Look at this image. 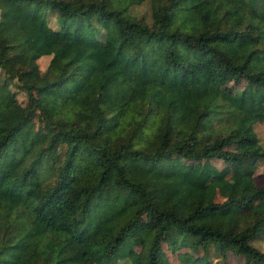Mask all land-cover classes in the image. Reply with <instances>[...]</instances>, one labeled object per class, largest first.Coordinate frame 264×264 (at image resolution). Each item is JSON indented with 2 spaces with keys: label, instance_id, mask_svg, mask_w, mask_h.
Segmentation results:
<instances>
[{
  "label": "trees",
  "instance_id": "trees-1",
  "mask_svg": "<svg viewBox=\"0 0 264 264\" xmlns=\"http://www.w3.org/2000/svg\"><path fill=\"white\" fill-rule=\"evenodd\" d=\"M258 120L264 0H0V264H162L166 240L264 264ZM173 155L238 178L217 199Z\"/></svg>",
  "mask_w": 264,
  "mask_h": 264
},
{
  "label": "rangeland",
  "instance_id": "rangeland-1",
  "mask_svg": "<svg viewBox=\"0 0 264 264\" xmlns=\"http://www.w3.org/2000/svg\"><path fill=\"white\" fill-rule=\"evenodd\" d=\"M73 2L78 1H89V0H72ZM144 6V5H143ZM147 7V6H146ZM140 10L143 7L139 8ZM145 9V6H144ZM51 24H55V18L52 16L49 19ZM114 46L107 42L105 43L98 53L97 61L98 65L101 66L102 63L113 53ZM76 58L73 59L75 62ZM40 65L43 67L45 61L40 60ZM74 62H69L66 64V70H70ZM44 63V64H43ZM43 64V65H42ZM72 80L69 79L63 86L59 88V92L62 98V105L59 108L58 112L62 114L66 119L69 117L70 106L66 101L65 95L66 90L71 88ZM244 80L242 79L239 81L238 86H242ZM233 83H226L220 86L219 90L224 91L226 90L223 87H228V90H232L234 87ZM17 96L20 100L25 98V94L22 91L17 92ZM253 128L255 133L258 135L259 140L261 143L264 144V120L255 121L253 124ZM171 161L176 169L180 171H189L191 172L198 181L200 182H208L211 181L216 186V197L217 199L224 198L228 191L229 187L233 181L238 178L237 174L231 173L230 166L227 162L217 159V158H209V159H202L200 161H185L183 157L178 155H173L171 157ZM253 176L254 181L257 185L264 184V158H260L256 161L255 166L253 168ZM0 179L9 180L10 179V172L6 170H0ZM146 224V218L143 214L139 219L138 223L135 225L132 234H134L139 228ZM170 240V239H169ZM163 248H164V255L161 257L162 264H206L204 261L202 249L193 250L188 246L184 247H175L173 243L169 241H163ZM261 244H264V239L261 241ZM48 255L50 259H53L55 246L52 243H48L46 245ZM212 252V251H211ZM123 261V260H121ZM226 261L228 264H243V257L242 255L234 254L231 251L227 252ZM123 264H143L144 258L142 249L139 245H135L130 252L129 257L127 260L122 262ZM207 264H219V258H216L213 255H210L209 262Z\"/></svg>",
  "mask_w": 264,
  "mask_h": 264
}]
</instances>
